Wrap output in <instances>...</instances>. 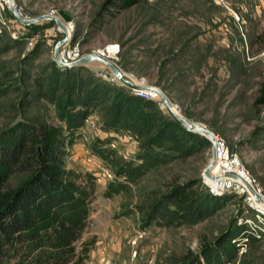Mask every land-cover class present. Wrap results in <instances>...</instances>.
<instances>
[{
    "label": "rangeland",
    "instance_id": "rangeland-1",
    "mask_svg": "<svg viewBox=\"0 0 264 264\" xmlns=\"http://www.w3.org/2000/svg\"><path fill=\"white\" fill-rule=\"evenodd\" d=\"M16 1L32 16L52 13L73 23L69 45L79 47L82 56L118 43L117 51L107 58L134 82L160 87L181 114L224 136L264 188V105L256 103L264 76V0H143L113 12L108 0ZM54 22L46 18L17 34L9 28L0 33V80L12 82L22 77L25 69L27 74L22 78L34 88V75L55 59L56 44L64 36L55 32ZM7 43L10 45L3 51ZM81 64L122 83L101 61ZM19 95L21 92L16 91L0 96V129L11 121L5 112L8 103ZM156 99L168 112L160 94ZM54 107L55 103L45 99L33 100L23 115L61 124ZM94 137H110L126 154L137 149L131 135L103 130L98 113L89 117L81 136L64 148L67 166L97 176L99 192L85 233L96 234L97 240L86 264H171L172 256L198 250L202 237L212 240L252 214L242 195L228 191L232 194L226 205L197 224L143 228L135 205L141 202L144 192L173 181L204 182L212 145L153 169L131 194L107 197L103 190L114 173L98 156L89 153ZM105 168L112 177L104 174ZM245 263L264 264V237L246 245L232 262Z\"/></svg>",
    "mask_w": 264,
    "mask_h": 264
},
{
    "label": "trees",
    "instance_id": "trees-1",
    "mask_svg": "<svg viewBox=\"0 0 264 264\" xmlns=\"http://www.w3.org/2000/svg\"><path fill=\"white\" fill-rule=\"evenodd\" d=\"M141 1L107 3L113 12ZM26 74L22 69V77ZM22 77L0 80V96L21 92L8 103L5 112L11 121L0 129V264H86L90 258L97 235L85 233L99 192L97 176L67 166L63 152L81 136L94 113L99 114L103 130L129 134L137 142L136 151L126 154L110 137L91 139V152L114 173L103 190L107 197L131 194L153 169L212 145L170 110L165 112L156 98L98 75L84 64L63 66L53 59L34 75V88ZM40 99L55 103L54 115L61 124L23 115L33 100ZM256 103L264 105V76ZM230 194L214 192L200 179L173 181L144 192L135 210L143 228L197 224L224 207ZM263 237L249 232L246 223L235 222L212 240L202 237L198 250L172 256L170 262L234 263L241 245Z\"/></svg>",
    "mask_w": 264,
    "mask_h": 264
},
{
    "label": "built area",
    "instance_id": "built-area-1",
    "mask_svg": "<svg viewBox=\"0 0 264 264\" xmlns=\"http://www.w3.org/2000/svg\"><path fill=\"white\" fill-rule=\"evenodd\" d=\"M15 5L18 13H20L25 19L33 17L32 15L27 13L16 0ZM66 24L69 29V37L68 40L63 43L60 55L62 59L70 62L79 59L82 56V53L79 47H71L69 45V38H71L74 32L75 26L73 23L69 22H66ZM28 25L29 24H24L14 14L11 8V0H0V33L4 32L6 28H9L14 34H17ZM53 28L55 29V32L63 33L61 27L58 26L56 22H54ZM118 48L119 44L113 43L108 45L105 49H102L103 52H100L101 50H99V53L106 57H110L114 54V52L117 51ZM101 74H103L105 78H109L108 73H103V71H101ZM135 91L142 95H147L153 98H156V96L159 94L157 91L151 89H139ZM88 120L89 118L87 119V121ZM213 132L215 136L214 147L216 161L214 166L210 170L211 175H204V182L214 192L223 193L228 191H235L242 195L246 205L252 210V214L250 216L242 217V220L244 223H246L249 232L257 236H262L264 235V188L245 167L238 153L231 149L226 138L219 133H216L215 131ZM211 143L213 148L212 140ZM112 144L115 145L114 142H112ZM89 153L92 154L91 151H89ZM104 174L108 177H112V172L108 170V168H105ZM208 179H216L218 182L217 185L213 186L208 181ZM245 239H247V237H245ZM245 246L246 243L241 245L239 255H241V253L245 250ZM226 264H232V262L228 261Z\"/></svg>",
    "mask_w": 264,
    "mask_h": 264
},
{
    "label": "water",
    "instance_id": "water-1",
    "mask_svg": "<svg viewBox=\"0 0 264 264\" xmlns=\"http://www.w3.org/2000/svg\"><path fill=\"white\" fill-rule=\"evenodd\" d=\"M11 8L14 12V14L24 23V24H32L35 22H38L40 20L49 18L54 20L58 26L61 27L64 36L58 40L57 44H56V48H55V60L63 66H71V65H76V64H81V63H86L89 62L91 60H98L101 61L103 63H105L106 65H108L110 67V69L112 70L113 74L119 78L123 84L131 87L132 89L135 90H139V89H151V90H155L157 91L165 105L168 107V109L179 119L182 121V123L189 128L190 130L199 132L203 135H205L206 137L210 138L213 141V148H212V158L209 162V164L207 165V167L205 168L204 171V175L206 176H210V170L211 168L214 166L215 161H216V156H215V136H214V132L212 129H210L209 127H207L206 125H204L203 123L194 121L190 118H188L187 116H184L183 114H181L180 112L176 111V109L174 108V104L169 100V98L167 97V95L162 91V89H160V87L156 86V85H150V84H144V83H136L134 82L131 78L127 77L126 73L118 66V64L107 58L104 55H101L99 53L96 52H90L87 53L85 55H83L82 57H80L79 59L75 60V61H65L64 59H62L61 55H60V51H61V46L63 43H65L68 40L69 37V29L68 26L66 24V22H64L58 15L52 14V13H45L42 15H38V16H33L29 19H25L24 17H22V15L20 13H18L17 9H16V5H15V0H11Z\"/></svg>",
    "mask_w": 264,
    "mask_h": 264
},
{
    "label": "bare ground",
    "instance_id": "bare-ground-1",
    "mask_svg": "<svg viewBox=\"0 0 264 264\" xmlns=\"http://www.w3.org/2000/svg\"><path fill=\"white\" fill-rule=\"evenodd\" d=\"M102 52H103V51H102ZM126 75H127V74H126ZM127 77H129V76L127 75ZM129 78H130V77H129ZM175 107H176V106L174 105V108H175ZM176 108H177V107H176ZM176 108H175V109H176ZM178 109H179V108H178ZM176 111L179 112L180 110H177V109H176ZM208 181H209L213 186H216L217 183H218L216 179H208Z\"/></svg>",
    "mask_w": 264,
    "mask_h": 264
}]
</instances>
